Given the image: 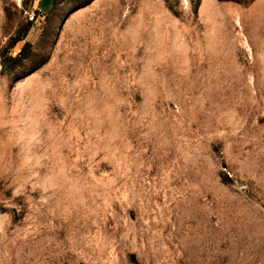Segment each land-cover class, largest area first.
Returning a JSON list of instances; mask_svg holds the SVG:
<instances>
[{"label":"rangeland","instance_id":"1","mask_svg":"<svg viewBox=\"0 0 264 264\" xmlns=\"http://www.w3.org/2000/svg\"><path fill=\"white\" fill-rule=\"evenodd\" d=\"M0 264H264V0H0Z\"/></svg>","mask_w":264,"mask_h":264},{"label":"bare ground","instance_id":"2","mask_svg":"<svg viewBox=\"0 0 264 264\" xmlns=\"http://www.w3.org/2000/svg\"><path fill=\"white\" fill-rule=\"evenodd\" d=\"M239 16H240V18H241V20H242V14H241V13H240V15H239ZM241 20H240V21H241Z\"/></svg>","mask_w":264,"mask_h":264},{"label":"built area","instance_id":"3","mask_svg":"<svg viewBox=\"0 0 264 264\" xmlns=\"http://www.w3.org/2000/svg\"><path fill=\"white\" fill-rule=\"evenodd\" d=\"M39 1H41V0H39Z\"/></svg>","mask_w":264,"mask_h":264},{"label":"crops","instance_id":"4","mask_svg":"<svg viewBox=\"0 0 264 264\" xmlns=\"http://www.w3.org/2000/svg\"><path fill=\"white\" fill-rule=\"evenodd\" d=\"M42 3V2H41ZM54 5V4H53Z\"/></svg>","mask_w":264,"mask_h":264},{"label":"trees","instance_id":"5","mask_svg":"<svg viewBox=\"0 0 264 264\" xmlns=\"http://www.w3.org/2000/svg\"><path fill=\"white\" fill-rule=\"evenodd\" d=\"M55 2V1H54Z\"/></svg>","mask_w":264,"mask_h":264}]
</instances>
